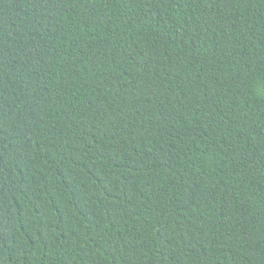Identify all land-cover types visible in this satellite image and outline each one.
<instances>
[{"label":"trees","instance_id":"obj_1","mask_svg":"<svg viewBox=\"0 0 264 264\" xmlns=\"http://www.w3.org/2000/svg\"><path fill=\"white\" fill-rule=\"evenodd\" d=\"M0 264H264V0H0Z\"/></svg>","mask_w":264,"mask_h":264}]
</instances>
